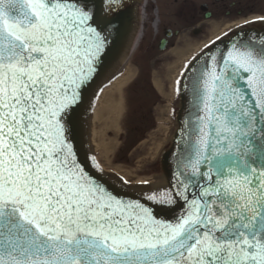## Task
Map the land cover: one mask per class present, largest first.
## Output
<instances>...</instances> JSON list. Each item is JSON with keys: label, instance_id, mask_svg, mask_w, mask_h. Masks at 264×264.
<instances>
[{"label": "snow or ice", "instance_id": "6c2138e0", "mask_svg": "<svg viewBox=\"0 0 264 264\" xmlns=\"http://www.w3.org/2000/svg\"><path fill=\"white\" fill-rule=\"evenodd\" d=\"M115 10L0 0V264H264V36L185 63L175 91L194 110L168 153L174 180L133 199L76 139Z\"/></svg>", "mask_w": 264, "mask_h": 264}, {"label": "rangeland", "instance_id": "374dc122", "mask_svg": "<svg viewBox=\"0 0 264 264\" xmlns=\"http://www.w3.org/2000/svg\"><path fill=\"white\" fill-rule=\"evenodd\" d=\"M253 1L257 2H254L252 12L244 9L241 18L259 15L257 10L261 8L259 0H241L244 5ZM151 4L158 8L150 9ZM175 7L173 0L147 2L143 23L144 40L139 43L119 71L121 74L126 70L130 77L120 90L121 113L118 119V133L106 134L105 143L112 140L114 144L104 158L98 154L99 152L93 154L101 165L118 167L122 172H128L129 176L126 178L128 182L139 177L156 176L158 154L167 143L173 129L175 80L182 65L192 55L186 58L173 74L170 67L176 61V57L171 53L172 49L185 48L202 42L210 33L203 38L193 35L191 32L193 25H190L191 21L189 22L192 14H185L183 20L180 13H175ZM235 14V11L231 14L233 20L237 18ZM155 18L158 20V25L154 29L152 22ZM229 18L222 11L217 13L218 22ZM206 26L211 31L212 25ZM162 29L177 30L180 33L170 39L164 51H159L156 43H151V38L157 32L158 38L162 37ZM111 82L112 80H107L101 90L108 87ZM99 92L97 91L96 96ZM155 152L157 154L152 159L151 155Z\"/></svg>", "mask_w": 264, "mask_h": 264}, {"label": "water", "instance_id": "95a60500", "mask_svg": "<svg viewBox=\"0 0 264 264\" xmlns=\"http://www.w3.org/2000/svg\"><path fill=\"white\" fill-rule=\"evenodd\" d=\"M141 3L142 0L140 1V7L138 8L139 10L138 23L140 18ZM117 6L118 4H116V10L112 12L110 15L116 18V22L119 27V32L114 33L113 36L114 42L111 43L108 49V54L105 58L103 67L99 75L97 76L96 80L94 81L92 87L88 90L87 99L79 109V113H78L76 139L80 151V158L82 160L85 158V156L89 158L93 156L91 144L89 142V115L96 93L99 90V88L102 87L103 84L107 80H109V78H111L110 75L112 73L117 74L121 70L124 63L127 62V60L131 57L137 46L136 44L137 26L135 23L134 14L131 11L133 8L135 11L136 8L134 5H126L125 8L120 11ZM253 20L254 19H251L243 23L237 24L227 29L226 31L222 32L217 37H215L207 44L202 46L186 62H188L193 56H199V54L201 55L202 53L206 55L208 49L207 46L209 44L213 43V41H216L218 37L220 38L225 37L226 36L225 34L229 36L231 31L235 30L233 33H237L240 36H245V35L264 36V32H262V30L257 31L252 28L237 30L243 25H248ZM175 34L177 33L175 32ZM170 36H171L170 30L165 31L164 33L165 39L161 40L158 46L159 51H163L165 49V40ZM232 39H235V36L233 34L229 38H224L223 43L217 40L215 46L212 47V52L218 54L217 52L218 49L220 51H223L225 46L229 45V41ZM210 46H212V44ZM203 59L204 56H201V61H200L201 63L203 62ZM185 63L182 65L181 70L183 69ZM179 78L180 76L178 74L176 80ZM193 110L194 109L191 103V95L187 91V89L182 86L179 94L175 91L174 125L167 143L158 154L157 162H156V179L154 182L123 184L122 180L120 179L121 178L120 176H118L113 172L103 170L104 181L109 185L113 186L115 190L120 191L122 193H126L127 197L133 199L142 197L143 195L153 191H157V190L162 191L167 187H169V181L174 180V177L172 175L173 167H174V158L171 155H168V153L172 148L173 140L176 138V133L179 129L180 124L188 117L189 112ZM88 170L92 172L94 175H100L99 172L95 171L91 167ZM164 214L170 215V213L167 212H165Z\"/></svg>", "mask_w": 264, "mask_h": 264}, {"label": "bare ground", "instance_id": "6f19581e", "mask_svg": "<svg viewBox=\"0 0 264 264\" xmlns=\"http://www.w3.org/2000/svg\"><path fill=\"white\" fill-rule=\"evenodd\" d=\"M149 0H142L141 10H140V18H139V28L136 36V44L139 43V40L142 36V23L145 19V6ZM156 14V12H155ZM256 16H249L246 18L236 19L230 22H224L222 24H218L212 27L208 37L206 40L199 42L194 45L186 46L185 48H173L171 53L176 57V61L170 67V70L173 74L177 72L178 67L185 61L186 58L193 55L196 51H198L202 46L207 44L209 41L217 37L222 32L227 29L243 23L245 21L255 19ZM158 25V20L155 18L152 22V27L155 29ZM141 26V27H140ZM112 73L108 81H111V84L105 89L101 90L102 87L99 88V94L94 99V105L91 107L90 115H89V142L91 144L92 153L101 155L102 158L111 150V147L114 144V141L110 140L108 143H105L104 139L108 132L113 134L118 133V119L121 113V105H120V90L121 87L127 82L130 77V74L125 70L119 74ZM97 94V93H96ZM157 152L151 155V158H155ZM97 161V160H96ZM99 163V162H98ZM100 164V163H99ZM101 168L105 171L113 172L126 180L129 176L128 172H122L118 167H108L101 165ZM156 176L151 177H139L135 178L131 182L128 183H140V182H154Z\"/></svg>", "mask_w": 264, "mask_h": 264}, {"label": "flooded vegetation", "instance_id": "af4514ba", "mask_svg": "<svg viewBox=\"0 0 264 264\" xmlns=\"http://www.w3.org/2000/svg\"><path fill=\"white\" fill-rule=\"evenodd\" d=\"M152 1L154 2V0ZM173 2L176 4L175 13H180L183 20L185 18V14L187 13L192 14V18L189 20V22L191 21L190 25H193L192 27L193 29L191 30V32L193 35H199L201 36V38H203L210 32V29H208L206 25L209 26L210 24L213 27L215 25L222 24L224 22L233 21L234 18L231 17V14L234 11L236 13L235 14L237 17L236 19H240L241 17H243L242 15H244L245 12L244 9H247L249 12L250 11L252 12V9L254 8V2L257 1H253L252 3L245 5L244 3L241 2V0H173ZM259 2L261 3V8H257L259 15H255L256 16L255 19L242 28H253L254 30L257 31L262 30V32H264V0H259ZM116 4H118L117 7L120 11L124 9L126 5H134L138 11V8L140 6V0H116ZM155 8H158V6L154 7L152 4L150 5V9L155 10ZM219 11H222L226 17H230V18L226 20H220L218 22L217 13ZM136 14L138 15L137 12ZM136 14H135L136 21H138ZM143 23H142V36L140 39L141 43L143 42L145 37V33L143 32L144 30ZM167 30H170L171 36L165 40V49L169 44L170 39L172 37H177L180 33V31L177 30L172 31L171 29H162V37L160 38H158V32L154 33L151 38V43L153 44L155 42L157 49L160 44V41L165 39L164 33ZM175 32L177 34H175ZM231 35L232 33L229 34V36Z\"/></svg>", "mask_w": 264, "mask_h": 264}]
</instances>
